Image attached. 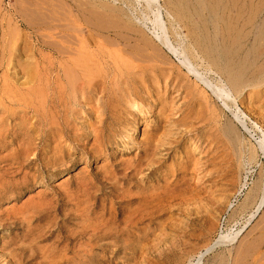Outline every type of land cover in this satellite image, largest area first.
<instances>
[{"label":"rangeland","instance_id":"374dc122","mask_svg":"<svg viewBox=\"0 0 264 264\" xmlns=\"http://www.w3.org/2000/svg\"><path fill=\"white\" fill-rule=\"evenodd\" d=\"M112 1L0 0V264H192L200 253V264H216L221 254H229L227 264H264V206L234 243L211 248L219 234L241 229L254 210L238 214L264 172L258 146L264 135V82L249 98V87L238 91L220 66L203 58L196 59L198 72L205 79L223 80L235 103L224 106L207 88L202 95L201 85L194 94L187 93L194 78L187 79L180 61L161 48L154 37L158 31L147 20L153 19L147 7L154 10L158 5L162 25L180 55L179 43L195 57L201 56L195 43L199 37L218 49L238 34L244 45L234 59L254 60L257 69L264 62V43L255 45L252 24L264 18V0ZM233 24L237 26L230 28ZM84 53L96 55L99 73L74 93L65 71ZM122 60L132 63L131 69ZM227 123L246 148L240 165L237 145L229 148L221 134ZM249 148L255 152L252 161L247 158ZM214 171L228 172L210 187L207 180ZM212 199L219 204H210ZM252 238L263 240L262 245L236 261L240 244Z\"/></svg>","mask_w":264,"mask_h":264},{"label":"bare ground","instance_id":"6f19581e","mask_svg":"<svg viewBox=\"0 0 264 264\" xmlns=\"http://www.w3.org/2000/svg\"><path fill=\"white\" fill-rule=\"evenodd\" d=\"M19 1V0H18ZM26 1V0H25ZM44 1V0H43ZM79 0H77V2H78ZM85 1V0H84ZM114 1V0H113ZM112 1V2H113ZM136 2H138V3H140L142 0H135ZM155 2H156V0H154ZM188 1H190V0H188ZM198 1V0H197ZM207 1V0H206ZM234 1V0H233ZM29 2V1H28ZM46 2V1H45ZM56 2V1H55ZM72 2V1H71ZM74 2V1H73ZM99 2V1H98ZM97 2V3H98ZM111 2V3H112ZM218 2V1H217ZM22 3H23V1H22ZM43 3V2H42ZM185 3V2H184ZM188 3H190V2H188ZM247 3V2H246ZM29 4V3H28ZM47 4H49V3H47ZM69 4V3H68ZM80 4H84V2L83 3H81L80 2ZM157 4V3H156ZM206 4H207V2H206ZM232 4H234V3H232ZM26 5V4H25ZM31 5V4H30ZM45 5V4H44ZM43 5V6H44ZM52 5V4H51ZM148 5H150L149 3H148ZM171 5V4H170ZM205 5V4H204ZM213 5V4H212ZM226 5V4H225ZM27 6V5H26ZM40 6V5H39ZM53 6V5H52ZM58 6V5H57ZM63 6V5H62ZM74 6V5H73ZM103 7V8H107L106 7V4H104V3H100L99 4V7ZM113 6V5H112ZM228 6V5H227ZM235 6V5H234ZM244 6V5H243ZM255 6V5H254ZM14 7V6H13ZM38 7V6H37ZM36 7V8H37ZM45 7V6H44ZM55 7V6H54ZM76 7V6H75ZM26 8V7H25ZM30 8V7H29ZM32 8V7H31ZM51 8V7H50ZM67 8V7H66ZM69 8V7H68ZM73 8V7H72ZM112 8V7H111ZM132 8V7H131ZM167 8H168V6H167ZM212 8V7H211ZM210 8V9H211ZM220 8V7H219ZM23 9V8H22ZM52 9V8H51ZM61 9V8H60ZM90 9V8H89ZM92 9V8H91ZM109 9V8H108ZM120 9V8H119ZM147 9H148V11H149V13L153 16L152 18L153 19H147L149 22H150V24L151 25H154V30H157L158 31V33H155L154 34V37L156 36V38H157V40H158V42H159V44L161 45V48H164L169 54H171V55H173V56H175L179 61H180V63L178 62V64H181L182 66L181 67H183L184 69L183 70H186V77H187V79H189V76H191V77H193L194 78V80H195V83L193 84V87L191 86V89H187L186 91H187V93H190V94H194V91H196V90H198L199 89V85H201V86H203V90H201V94L202 95H204L203 94V92H204V88L206 89H208L209 90V92L212 94V95H214L217 99H219L221 102H222V104H224V106H226V107H230L229 105L230 104H232L233 102H234V99L232 98L233 96L231 95V91H230V89L228 88V86H226V84L224 83V82H222L221 80H219V76H217V74H216V72L215 71H213V70H211V68H207L208 70H206L207 72L209 71L210 73H211V75H215V77H217L218 79H216V78H214V80H210L209 78V80L208 79H205V77H203V75H201V73H199L198 72V67L200 66V63L196 60V59H200V61L202 62V61H204L203 60V58L205 59V62L207 61V63L208 64H210V65H214V67H216L217 68V66H220V69H222V70H224V72L226 73V75H227V80H228V82L231 84V86L232 87H234L235 89H238V91H239V89H243V88H246V87H249L250 88V95L248 96L249 98H252V97H254L255 95V91L257 90V88L260 86V85H262V83L264 82V62L263 63H261V64H259V66H258V68L256 69V65H255V63H254V60L253 59H255L254 57H256L255 55H254V57H253V62L251 61H249V60H247V58L246 59H243V58H241V59H243V60H236L237 58H238V54H240L238 51H239V49L240 48H242L241 46L242 45H244V43L241 45L239 42V39H238V34L237 35H235V37L233 36V37H231V40H232V42H231V44H229L230 42L229 41H226V42H229V43H226V44H224V42H222L224 45H222V46H220L218 49L217 48H215V47H213L214 46V44L212 45L209 41H211V40H205L203 37H199L198 38V40H196V44L197 45H200V49L202 50H200L201 51V56H193V55H191L190 54V52H189V50L185 47V45L183 46V44L181 43H179L178 45H179V47H181V49L183 50L182 52H183V54L182 55H180V53H179V51H178V49H176V47L171 43V41L169 40V38H168V36H167V31H166V27L164 28V26L162 25L163 23H162V21H161V18H160V13H159V7H158V5H156L155 6V9L153 10L152 8H150L149 6L147 7ZM166 9V8H165ZM200 9V8H199ZM209 9V10H210ZM226 10L228 9V7H226L225 8ZM41 10V9H40ZM78 10V9H77ZM105 10V9H104ZM110 10V9H109ZM115 9H113V11H114ZM168 10V9H167ZM188 10H189V8H188ZM191 10V9H190ZM29 11V10H28ZM31 11V10H30ZM44 11V10H43ZM45 11H46V9H45ZM54 11V10H53ZM52 11V12H53ZM64 11H65V9H64ZM63 11V12H64ZM112 11V10H111ZM118 11V10H117ZM134 11V10H133ZM191 11H193V10H191ZM211 11H212V9H211ZM219 11V10H218ZM224 11V8H223V10H222V12ZM236 11V10H235ZM238 11V10H237ZM32 12V11H31ZM52 12H50V15H51V13ZM63 12L61 13L62 15H63ZM70 12V11H69ZM75 12H76V10H75ZM80 12V11H79ZM197 12H199V11H197ZM18 13V12H17ZM35 13V12H34ZM48 13H49V11H48ZM59 13V12H58ZM57 13V14H58ZM65 14L67 13L66 11L64 12ZM71 13V12H70ZM70 13H69V15H70ZM91 13H92V11H91ZM95 13V12H94ZM98 13V12H97ZM118 13H120V11L118 12ZM121 13H123V12H121ZM169 13V12H168ZM196 13V12H195ZM218 13V12H217ZM236 13V12H235ZM240 13V12H239ZM249 13V12H248ZM18 14H20V13H18ZM37 14V13H36ZM60 14V16H62ZM96 14V13H95ZM117 14V13H116ZM126 14V13H125ZM189 14H191V13H189ZM212 13H210V15H211ZM222 14V13H221ZM237 14V13H236ZM22 15V14H21ZM25 15V14H24ZM68 15V14H67ZM103 15V14H102ZM120 15V14H119ZM214 14H212V16H213ZM52 16V15H51ZM72 16V15H71ZM198 16H200V15H198ZM34 17V16H33ZM37 17V16H36ZM35 17V18H36ZM45 17V16H44ZM44 17H42V19L44 18ZM96 17V16H95ZM110 17H113L114 18V15L113 16H110ZM183 17V16H182ZM186 17V16H185ZM203 17V16H202ZM213 17H215V16H213ZM212 17V18H213ZM218 17V16H217ZM39 18H41L40 16H39ZM88 18V17H87ZM117 19L119 18V17H116ZM128 18V17H127ZM139 18V17H138ZM204 18V17H203ZM229 18V17H228ZM233 18L234 17H232V21H233ZM238 19H239V17H237ZM47 19V18H46ZM52 19V18H51ZM72 19V18H71ZM94 19V18H93ZM121 19V18H120ZM200 19V18H199ZM224 19V18H223ZM234 19H236V17L234 18ZM241 19H243V18H241ZM249 19V20H248ZM252 19V18H251ZM250 18H248L247 17V24L249 23V24H251V22H253V21H250L251 20ZM260 20H258V22H257V20H256V22H257V25H255V24H252V25H254V30H255V35H254V42L256 43L255 45H257V44H262L263 45V43H264V18L262 17V19L261 18H259ZM34 20V19H33ZM88 20V19H87ZM112 20V19H111ZM119 20V19H118ZM228 20V19H227ZM48 21V20H47ZM56 21V20H55ZM61 21H64L63 19L61 20ZM126 21V20H125ZM194 21V20H193ZM213 21H216L214 18H213ZM212 20H211V22H212V26H213V23H214V26L216 27L217 25L215 24V22H213ZM222 21V20H221ZM221 21H220V23H221ZM226 21V20H225ZM230 21V20H229ZM237 21V20H236ZM24 22V21H23ZM57 22H60V20L59 21H57ZM78 22V21H77ZM96 22H97V20H96ZM108 22H110V21H108ZM115 22V24H118V23H116V20L114 21ZM120 22V21H119ZM210 22V21H209ZM224 22V21H223ZM228 22V21H227ZM227 22H226V25H227ZM234 22H235V20H234ZM242 22V21H241ZM246 20L244 21V23L243 24H245L246 25ZM44 23V22H43ZM53 23V22H52ZM56 23V22H55ZM88 23H89V21H88ZM121 23H122V21H121ZM126 23H128V21H126ZM131 23V22H130ZM204 23H206V22H204ZM231 23V22H230ZM238 23V22H237ZM64 24V23H63ZM89 24H91V23H89ZM109 24V23H108ZM188 24V23H187ZM37 25V24H36ZM41 25V24H40ZM45 25V24H44ZM48 25V24H47ZM51 25V24H50ZM72 25V24H71ZM74 25V24H73ZM111 25H113V24H111ZM119 25L121 26L122 24H120L119 23ZM123 25H124V21H123ZM202 26H203V24H201ZM224 25H225V23H224ZM223 25V26H224ZM229 25V24H228ZM227 25V26H228ZM236 25V24H235ZM234 24L233 25H230V28H232V26H235ZM31 26V25H30ZM82 26V25H81ZM96 26V25H95ZM115 27H116V25H114ZM125 26H128V24L127 25H125ZM130 26V25H129ZM222 26V25H221ZM220 26V27H221ZM237 26V25H236ZM235 26V27H236ZM242 26H244V25H242ZM249 26V25H248ZM51 27V26H50ZM73 27V26H72ZM83 27V26H82ZM131 27V26H130ZM146 27V26H145ZM196 27V26H195ZM204 27H206V26H204ZM219 27V28H220ZM239 27H241V26H239ZM251 27V26H250ZM38 28V27H37ZM70 28H71V26H70ZM121 28H122V26H121ZM128 28V27H127ZM198 28V27H197ZM200 28V27H199ZM202 28V27H201ZM207 28V27H206ZM206 28H202V30L203 29H206ZM212 28V27H211ZM225 28V27H224ZM242 28V27H241ZM240 28V29H241ZM246 29H247V31H248V27L246 26L245 27ZM252 28H253V26H252ZM88 29V28H87ZM99 29V28H98ZM97 29V30H98ZM105 29V28H104ZM107 29H109V27L107 28ZM106 29V30H107ZM131 29V28H130ZM136 29V28H135ZM226 29V28H225ZM237 29H239V28H237ZM240 29L238 30V31H240ZM12 30V29H11ZM56 30V29H55ZM63 30V29H62ZM61 30V31H62ZM69 30V29H68ZM67 30V31H68ZM129 30V29H128ZM196 30V29H195ZM200 30V29H199ZM207 30V29H206ZM205 30V31H206ZM213 30H214V28H213ZM230 30H234V28L233 29H230ZM242 30V29H241ZM243 30H244V28H243ZM250 30V29H249ZM16 31H18V30H16ZM35 31V30H34ZM100 31V30H99ZM118 31V30H117ZM133 31V30H132ZM140 31V30H139ZM191 31V30H190ZM204 31V32H205ZM215 31V30H214ZM219 31V30H218ZM222 31V30H221ZM229 31V27H228V30H227V32ZM235 31V30H234ZM1 32V31H0ZM68 32H70V31H68ZM78 32H80L79 31V29H78ZM155 32V31H154ZM199 32V31H198ZM201 32H203V31H201ZM200 32V33H201ZM237 32V31H236ZM235 32V33H236ZM244 32H245V34H246V31L244 30ZM251 32V31H250ZM252 32H253V29H252ZM19 33V32H18ZM179 33V32H178ZM185 33V32H184ZM212 33V32H211ZM224 33V32H223ZM229 33H230V31H229ZM229 33H227L228 35H229ZM233 33V32H232ZM239 33V32H238ZM249 33V32H248ZM7 34V33H6ZM9 34V33H8ZM12 34H13V32H12ZM15 34H16V32H15ZM78 34V33H77ZM204 34V33H203ZM202 34V35H203ZM210 34V33H209ZM240 34H241V32H240ZM244 34V33H243ZM244 34V35H245ZM195 35V34H194ZM198 35V34H197ZM200 35V34H199ZM222 35V34H221ZM228 35H224V36H228ZM250 35V34H249ZM252 35V34H251ZM3 36V35H2ZM9 36V35H8ZM201 36V35H200ZM205 36V35H204ZM13 37H14V35H13ZM12 37V38H13ZM68 37V36H67ZM87 37V36H86ZM116 37H117V35H116ZM146 37H147V35H146ZM214 37V36H213ZM223 37V36H222ZM241 37V36H240ZM249 37V36H248ZM53 38V37H52ZM59 38H61V37H59ZM65 38V37H64ZM63 38V39H64ZM98 38V37H97ZM96 38V40H98ZM103 38V37H102ZM126 38V37H125ZM142 38V37H141ZM203 38V39H202ZM207 38V37H206ZM253 38V37H252ZM251 38V39H252ZM66 39V38H65ZM68 39H70V38H68ZM128 39V38H127ZM131 39V38H130ZM195 39V38H194ZM210 39H211V37H210ZM222 39V38H221ZM225 39V37L223 38V40ZM228 39H230L229 37H228ZM227 39V40H228ZM242 39V38H241ZM9 40V39H8ZM7 40V41H8ZM17 40V39H16ZM54 40V39H53ZM67 40V39H66ZM65 40V41H66ZM73 40V39H72ZM81 40V39H80ZM135 40V39H134ZM214 40V39H213ZM243 40V39H242ZM241 40V41H242ZM1 41V40H0ZM3 41V40H2ZM40 41V40H39ZM73 41H76V40H73ZM82 42H83V44H84V40L82 39L81 40ZM80 41V44L79 45H82L83 46V44H82V42ZM133 41V40H132ZM244 41V40H243ZM242 41V42H243ZM44 42V41H43ZM54 42V41H53ZM78 42V41H77ZM15 43V42H14ZM56 43V42H55ZM61 43V42H60ZM69 43H70V41H69ZM192 43V42H191ZM213 43V42H212ZM215 43V42H214ZM247 43H249V44H252L251 42H247ZM1 44H2V42H1ZM49 44H50V42H49ZM65 44V43H64ZM68 44V43H67ZM143 44V43H142ZM229 44V45H228ZM52 45H54V44H52ZM74 45H76V43L74 44ZM86 44H84V46H85ZM115 45V44H114ZM147 45V44H146ZM9 45H8V43H7V46L6 47H8ZM14 46V45H13ZM51 46V45H50ZM71 46H72V43H71ZM77 46V45H76ZM83 46V47H84ZM101 46V45H100ZM106 46V45H105ZM118 46V45H117ZM131 46V45H130ZM251 46V45H250ZM3 47V46H2ZM113 47V46H112ZM120 47V46H119ZM134 47V46H133ZM132 47V48H133ZM138 47V46H137ZM244 47V46H243ZM260 47V45L258 46V47H255V49H258ZM4 48V47H3ZM86 48V47H85ZM96 48V47H95ZM194 48V47H193ZM60 49V48H59ZM62 49V48H61ZM84 49V48H83ZM251 49H253V48H251ZM261 49H263V47L261 48ZM11 50V49H10ZM63 50V49H62ZM76 50H78V49H76ZM113 50V49H112ZM137 50V49H136ZM140 50H141V48H140ZM41 51V50H40ZM57 51V50H56ZM59 51V50H58ZM80 51V50H79ZM82 51V50H81ZM80 51V52H81ZM91 51V50H90ZM110 51V50H109ZM142 51H144V49L142 50ZM251 51V50H250ZM253 51H254V49H253ZM252 51V52H253ZM259 51V50H258ZM12 52V51H11ZM68 52V51H67ZM84 52H87V51H85L84 50ZM248 51H246V53H247ZM255 52V51H254ZM264 52V51H263ZM262 52V53H263ZM4 53V52H3ZM7 53H9V52H7ZM51 53V52H50ZM60 53H61V51H60ZM79 53V52H78ZM83 53V52H82ZM238 53V54H237ZM256 53V52H255ZM254 53V54H255ZM258 53H261V51L260 52H258ZM49 54V53H48ZM69 54H70V51H69ZM92 54V53H91ZM196 54V53H195ZM199 54H200V52H199ZM198 54V55H199ZM250 54H251V52H250ZM10 55V54H9ZM62 55V54H61ZM68 55V54H67ZM78 55V54H77ZM237 55V58L236 59H234L235 58V56ZM263 55H264V53H263ZM262 55V56H263ZM4 56H6V54H4ZM96 56V55H95ZM95 56L94 55H90L89 53H84V54H81V55H79L78 57L76 56V58L72 61L71 60V67L70 68H67L66 69V71H65V76L67 77V80H68V82H67V80H66V82L70 85V87H71V90L75 93V92H79V91H82V87H84L83 85H84V82H87V84H88V81H89V77L91 78V77H93V75L94 74H97V73H99L98 71H96V64H98L97 63V61H98V59H96V62L94 61V59H95ZM101 56V55H100ZM117 56V55H116ZM116 56H115V58H116ZM240 56L241 55H239V58H240ZM251 57L250 58H252V55H250ZM258 56V55H257ZM261 56V58H264V56L262 57ZM0 57H2V56H0ZM60 57V56H59ZM58 57V58H59ZM63 57V56H62ZM65 57V56H64ZM123 57V56H122ZM122 57H120V58H122ZM198 57V58H197ZM243 57H245V55L243 56ZM50 58V57H49ZM124 58V57H123ZM32 59V58H31ZM35 59V58H34ZM46 59V58H45ZM124 59H126V58H124ZM260 59V58H259ZM135 60V59H134ZM258 60V59H257ZM256 60V61H257ZM70 61V60H69ZM103 61V60H102ZM101 61V62H102ZM128 61V60H127ZM127 61H124V60H122V64L124 65V67L126 66L127 68H130L131 69V67H132V63L130 64L129 62H127ZM137 61V60H136ZM139 61V60H138ZM169 61H171V60H169ZM6 62V61H5ZM58 62V61H57ZM111 62V61H110ZM121 62V61H120ZM119 62V63H120ZM260 62V61H259ZM104 63V62H103ZM105 64V63H104ZM205 64V63H204ZM11 65V64H10ZM52 65V64H51ZM66 65V64H65ZM70 65V64H69ZM103 65V64H102ZM176 65V64H175ZM202 65V64H201ZM37 66V65H36ZM100 66V65H99ZM107 66V65H106ZM110 66V65H109ZM143 66V65H142ZM42 67V66H41ZM114 67H116V66H114ZM201 67V66H200ZM205 67H209L208 65H205ZM105 68V67H104ZM252 68H254V69H252ZM37 69V68H36ZM55 69V68H54ZM65 69V68H64ZM137 69V68H136ZM139 69V68H138ZM200 69V68H199ZM250 69H252V70H250ZM9 70V69H8ZM40 70H41V68H40ZM248 70H250V76L248 77L247 75H246V73L248 72ZM143 71V70H142ZM39 72V71H38ZM104 72V71H103ZM208 72V73H209ZM223 72V73H224ZM61 73V72H60ZM129 74V73H128ZM174 75V74H173ZM210 75V74H209ZM206 76V75H205ZM212 77V76H211ZM43 79V78H42ZM94 80V79H93ZM219 80V81H218ZM4 80H3V77H2V82H3ZM129 81V80H128ZM33 82V81H32ZM43 82V81H42ZM93 82V81H92ZM37 83V82H36ZM47 83V82H46ZM60 83V82H59ZM7 84V83H6ZM11 84V83H10ZM186 84V83H185ZM64 85V84H63ZM62 85V86H63ZM89 85H90V83H89ZM2 86V85H1ZM65 87H67L66 85H64ZM63 86V87H64ZM189 87V86H188ZM2 88V87H1ZM202 88V87H201ZM51 89V88H50ZM61 89V88H60ZM65 89V88H64ZM67 89V88H66ZM255 89V90H254ZM8 90V89H7ZM35 90V89H34ZM44 90V89H43ZM70 89H69V91L70 92H72ZM170 90V89H169ZM263 90V89H262ZM9 91V90H8ZM7 91V92H8ZM37 91V90H36ZM35 91V92H36ZM46 91V90H45ZM0 92H2V90L0 91ZM10 92V91H9ZM40 92V91H39ZM42 92V91H41ZM40 92V93H41ZM51 92V91H50ZM137 92V91H136ZM142 92V91H141ZM60 93V92H59ZM67 93V92H66ZM205 93V92H204ZM69 94V93H68ZM43 95V94H42ZM53 95V94H52ZM95 95V94H94ZM157 95H159V94H157ZM253 95V96H252ZM3 96V95H2ZM62 96V95H61ZM65 96V95H64ZM161 96V95H160ZM163 96V95H162ZM4 97V96H3ZM2 97V98H3ZM41 98H42V96H41ZM61 99V98H60ZM71 99V98H70ZM42 100V99H41ZM41 100H40V102H41ZM203 100H204V102H205V104H208V102H209V97L208 96H205V97H203ZM69 102V101H68ZM235 103V102H234ZM42 106V105H41ZM133 106V105H132ZM170 106V105H169ZM232 106V105H231ZM208 108V105H206L205 106V108ZM213 107V106H212ZM233 107V106H232ZM15 108V107H14ZM3 109V108H2ZM161 110V109H160ZM199 110V109H198ZM152 111V110H151ZM241 111V110H240ZM236 112H238V111H236ZM48 114V113H47ZM240 114V113H239ZM52 115V114H51ZM233 115H234V117L236 118V119H238V117H239V115L238 114H235V113H233ZM240 115H242L243 117H244V115L241 113ZM53 116V115H52ZM127 116V115H126ZM223 116V115H222ZM50 117V116H49ZM240 118V117H239ZM49 119H51V118H49ZM241 119V118H240ZM215 120V119H214ZM244 120V119H243ZM255 120V119H254ZM2 121V120H1ZM53 122V121H52ZM194 122V121H193ZM12 123V122H11ZM54 124V123H53ZM210 124V123H209ZM241 124H243V122H241ZM50 126V125H49ZM219 126H220V124H219ZM245 126V125H244ZM258 126V125H257ZM57 127V126H56ZM175 129H177V128H175ZM96 129H94L93 131L94 132H92L95 136H96V131H95ZM188 130V129H187ZM202 130V129H201ZM205 130V129H204ZM28 131V130H27ZM146 132V131H145ZM178 132V131H177ZM261 132V131H260ZM259 132V133H260ZM163 134V133H162ZM165 134V133H164ZM222 136L224 137V139H226V141H227V143H228V145H229V148H230V146L231 147H233V146H236L237 145V151L235 152L236 153V157L238 158V161H239V165H240V160L243 158V156H244V151L246 150V148H245V150L241 147V141L239 142L238 140H237V138H236V136H235V132H234V129L232 128V126L230 125V123H227V124H225L223 127H222ZM248 134H250V133H248ZM171 135V134H170ZM181 136V135H180ZM174 137V136H173ZM155 138H156V136H155ZM256 138V137H255ZM258 139V138H257ZM129 140V139H128ZM156 142V141H155ZM4 143V142H3ZM136 143V142H135ZM251 143V142H250ZM236 144V145H235ZM161 145V144H160ZM252 146V145H251ZM254 146V145H253ZM258 146H259V148H260V150L262 151V154L264 155V135H262V138H261V136H260V140H258ZM250 147V146H249ZM158 148V147H157ZM1 149V148H0ZM248 149V148H247ZM250 149H252V148H249V150H247V152H248V159H249V161H252L253 160V154L255 153V152H251L250 151ZM254 150V149H253ZM167 153V152H166ZM190 153V152H189ZM8 154V153H7ZM246 154V153H245ZM162 155V154H161ZM185 156V155H184ZM235 156V155H234ZM245 157V156H244ZM196 158V157H195ZM258 158V157H257ZM207 161V160H206ZM205 161V162H206ZM232 161V160H231ZM238 161H236V162H238ZM248 162V161H247ZM249 163V162H248ZM112 164V163H111ZM230 165V164H229ZM238 164H237V166H239ZM8 166V165H7ZM151 166V165H150ZM154 166V165H153ZM231 166H232V164H231ZM79 167V166H78ZM245 167V166H244ZM263 167V166H262ZM85 168V167H84ZM149 168V167H148ZM207 168V166L205 167V169ZM236 169V168H235ZM191 170V169H190ZM252 170V169H251ZM97 171V170H96ZM192 171V170H191ZM194 171V170H193ZM126 172V171H125ZM186 172V171H185ZM228 172V171H227ZM227 172H225V173H223V174H218V171L215 173V171L213 172V173H215L214 175H210V177H208V180L207 181H210V183H211V185H210V187H213V186H215L216 184H218L219 183V181L217 180V179H223V178H225L227 175ZM247 173V172H246ZM136 176V175H135ZM243 176V175H242ZM190 177V176H189ZM237 178V177H236ZM189 179V178H188ZM224 180V179H223ZM102 181V180H101ZM193 181V180H192ZM238 184V183H237ZM186 186H187V184H186ZM189 186V185H188ZM220 186V185H219ZM193 187V186H192ZM245 187V186H244ZM250 188V187H249ZM60 189V188H59ZM57 190V189H56ZM185 190V189H184ZM239 190V189H238ZM241 190V189H240ZM220 191V190H219ZM249 191V190H248ZM182 192V191H181ZM214 192V191H213ZM216 192V191H215ZM171 193V192H170ZM195 193V192H194ZM212 193V192H211ZM210 193V194H211ZM212 194H215V193H212ZM147 195V194H146ZM151 195V194H150ZM125 196V195H124ZM145 195H143V197H144ZM173 196V195H172ZM171 196V197H172ZM215 196V195H214ZM244 196V195H243ZM131 197V196H130ZM137 197V196H136ZM170 197V198H171ZM210 197H212V196H210ZM135 198V197H134ZM141 198V197H140ZM215 198V197H214ZM153 199V198H152ZM241 199V198H240ZM216 199H212V201H211V203L210 204H215V203H217L218 201H216ZM34 202V201H33ZM68 202V201H67ZM165 202V201H164ZM71 203V202H70ZM196 203V202H195ZM217 204H219V203H217ZM232 206H234L232 203H228V208H231ZM264 206V172H262L261 174H260V178L253 184V186H252V189L249 191V193L246 195V197L244 198V200L242 201V203H241V205H240V207H239V209H238V211H239V213L238 214H243V213H245L246 211H248V209H251V208H253L254 207V210L252 209L251 211H250V215H248L249 214V212H248V218H247V220L245 221V223H244V226L243 227H240L241 229H239L238 231H234L231 235H230V233L229 232H227L226 234H219V238L216 240L215 239V241H213L212 243V245H211V248H215L217 245L219 246V245H230V244H232V243H234V241L237 239L236 237H238L239 236V234L241 233V231L243 230V228L245 227V225L248 223V222H250V220L257 214V212L260 210L261 211V209H262V207ZM159 207V206H158ZM210 207H211V205H210ZM144 208V207H143ZM177 208V207H176ZM188 208V207H187ZM216 208H218V207H216ZM227 208V209H228ZM3 209V208H2ZM9 209V208H8ZM84 209V208H83ZM172 209V208H171ZM210 209V208H209ZM232 209V208H231ZM170 210V209H169ZM168 210V211H169ZM211 210V209H210ZM215 210V209H214ZM15 211V210H14ZM51 211V210H50ZM49 212V211H48ZM12 213H13V211H12ZM20 213H22V212H20ZM235 213V212H234ZM261 213V212H260ZM160 214V213H159ZM264 214V213H263ZM262 214V215H263ZM148 216V215H147ZM157 216V215H156ZM234 216V215H233ZM244 216V215H243ZM260 216V215H259ZM264 216V215H263ZM245 217V216H244ZM146 218V217H145ZM236 218V217H235ZM264 218V217H263ZM22 219V218H21ZM232 219H234V218H232ZM237 219V218H236ZM170 220V219H169ZM168 220V221H169ZM172 220V219H171ZM190 220V219H189ZM235 220V219H234ZM233 220V221H234ZM262 220V219H261ZM264 220V219H263ZM27 221H28V219H27ZM195 220H192L191 219V224L192 223H195L194 222ZM190 222V221H189ZM198 222V221H197ZM224 222V221H223ZM237 223V222H236ZM242 223V224H243ZM89 224V223H88ZM182 224V223H181ZM260 224V223H259ZM258 224V225H259ZM176 225V224H175ZM257 224H256V226H258ZM261 225H264V223L263 224H261ZM260 225V226H261ZM183 226V225H182ZM174 227V226H173ZM176 227V226H175ZM264 227V226H263ZM260 228V227H259ZM261 228H262V226H261ZM178 229V228H177ZM186 229V228H185ZM257 229V228H256ZM132 230V229H131ZM180 230V229H179ZM231 230V229H230ZM163 231V230H162ZM216 231V230H215ZM261 231V230H260ZM92 232V231H91ZM116 232V231H115ZM143 232V231H142ZM108 233V232H107ZM109 233H111V232H109ZM108 233V234H109ZM163 233H164V231H163ZM181 233H182V229H181ZM114 234V233H113ZM183 234V233H182ZM262 234V233H261ZM260 234V235H261ZM167 235V234H166ZM170 235V234H169ZM110 236V235H109ZM259 236V235H258ZM257 236V237H258ZM89 237V236H88ZM111 237V236H110ZM180 237V236H179ZM54 238V237H53ZM107 238V237H106ZM178 238V237H177ZM176 238V239H177ZM236 238V239H235ZM259 238V237H258ZM162 239V238H161ZM193 239V238H192ZM116 240V239H115ZM244 240V239H243ZM258 239L256 238H252L251 239V241L250 242H246V243H243L242 245L240 244L241 242H239V244H240V246H239V250L238 251H236L237 253L235 254V260L237 259V258H241L242 259V257H244V255H245V253L246 252H251V251H253L254 249H256V248H259L261 245H262V243H263V240H258ZM158 241V240H157ZM170 241V240H169ZM181 242V241H180ZM89 243V242H88ZM171 243V242H170ZM182 243V242H181ZM185 243V242H184ZM184 243H183V245H184ZM58 244V243H57ZM116 244V243H115ZM237 244V243H236ZM18 245V244H17ZM15 247V246H14ZM207 247V246H206ZM236 247H237V245H236ZM149 248V247H148ZM168 248V247H167ZM155 249V248H154ZM205 249V248H204ZM234 249V248H233ZM209 250V249H208ZM223 250V249H222ZM147 251V250H146ZM207 251V250H206ZM210 251V250H209ZM65 252V251H64ZM114 252V251H113ZM150 252V251H149ZM43 253V252H42ZM156 253V252H155ZM199 253V252H198ZM227 253V252H226ZM249 254H251V253H249ZM52 255V254H51ZM73 255V254H72ZM146 255V254H145ZM202 255L203 254H199L198 255V258H197V260H196V262L195 263H192V264H200V260L202 259ZM74 256V255H73ZM169 256V255H168ZM263 256H264V252H263ZM262 256V257H263ZM65 257V256H64ZM195 257V256H194ZM15 258V257H14ZM44 258V257H43ZM61 258V257H60ZM59 258V259H60ZM63 258V257H62ZM166 258V257H165ZM229 258V254H227V256H225L224 254L222 255H218V258H217V260H216V264H227L228 263V260L230 259H228ZM171 259V258H170ZM233 258L231 259V261H233L234 260ZM241 259H239V260H241ZM45 260V259H44ZM142 260V259H141ZM195 260V259H194ZM239 260H238V262H239ZM43 261V260H42ZM237 261V260H236ZM235 261V262H236ZM234 263V262H233ZM237 263V262H236ZM190 264V263H189ZM235 264V263H234Z\"/></svg>","mask_w":264,"mask_h":264}]
</instances>
